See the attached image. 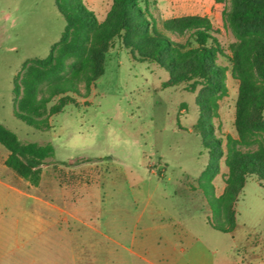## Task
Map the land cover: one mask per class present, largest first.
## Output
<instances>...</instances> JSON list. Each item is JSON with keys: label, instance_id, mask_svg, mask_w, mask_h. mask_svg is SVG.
<instances>
[{"label": "rangeland", "instance_id": "rangeland-1", "mask_svg": "<svg viewBox=\"0 0 264 264\" xmlns=\"http://www.w3.org/2000/svg\"><path fill=\"white\" fill-rule=\"evenodd\" d=\"M80 1L100 26L107 21L113 0ZM156 2L151 10L159 27L187 15L211 19L223 50L217 63L228 68L227 95L201 86L192 92L184 84L165 88V68L142 62L114 38L105 72L91 87L81 81L85 60L43 84L48 95L53 83L73 80L82 94L55 96L48 108L64 96L76 103L52 116L51 129L42 132L15 116L14 83L25 63L50 55L65 19L56 0H0V123L24 142L51 143L56 150L33 186L5 165L8 151L0 144V264H192L202 255L211 264H264V184L258 176L247 178L234 216L224 212L236 219L233 233L213 228L208 202L224 195L227 138L238 139L239 81L231 57L239 38L217 14L215 0ZM214 102L218 108L207 112L203 104ZM206 121L225 153L213 176L205 174L211 154L195 133ZM240 150L253 153L258 144ZM205 183L214 189L202 188ZM40 215L52 225H42Z\"/></svg>", "mask_w": 264, "mask_h": 264}, {"label": "trees", "instance_id": "trees-1", "mask_svg": "<svg viewBox=\"0 0 264 264\" xmlns=\"http://www.w3.org/2000/svg\"><path fill=\"white\" fill-rule=\"evenodd\" d=\"M66 27L62 37L45 59H34L24 64L14 83L15 116L38 131L51 129L50 118L76 103L64 96L59 104L48 108L55 96L66 93L81 95L80 83L73 80L55 82L43 90L44 83L63 77L85 60L81 81L89 88L104 74L106 52L114 38L122 40L142 62L165 68L170 80L165 88L186 85L194 92L199 86L215 96H226L228 68L217 63L223 55L217 38L218 30L207 16L187 15L171 18L159 27L152 7L156 0H113L107 21L99 25L94 12L80 0H56ZM217 14L228 23L239 38L232 46V76L239 81L235 127L238 139L227 138L225 165L229 179L223 197L208 199L213 212V228L232 233L236 228L234 208L238 195L244 192L247 178L257 175L264 184V0H215ZM188 36L186 42L174 37ZM207 112L218 108L203 104ZM208 121L196 126L195 133L202 137V145L209 150L213 161L205 174H219L218 161L225 155L222 140L213 138V125ZM263 140L259 141V133ZM0 144L8 151L5 165L33 186H39L44 167L56 156L53 144L24 142L18 135L0 123ZM258 144L253 153H242L240 148ZM86 162H90L86 158ZM213 188L212 183L202 188Z\"/></svg>", "mask_w": 264, "mask_h": 264}, {"label": "crops", "instance_id": "crops-1", "mask_svg": "<svg viewBox=\"0 0 264 264\" xmlns=\"http://www.w3.org/2000/svg\"><path fill=\"white\" fill-rule=\"evenodd\" d=\"M39 220L42 223V225H45V226L52 225V222L48 220L47 218H45L43 215H40ZM152 230L157 232L160 230V227H154L152 228ZM150 264H157V263L151 261ZM192 264H211V263L209 260L208 261L205 260L204 256L202 255L201 259H197L196 262ZM236 264H241V263L239 262V260H237Z\"/></svg>", "mask_w": 264, "mask_h": 264}]
</instances>
